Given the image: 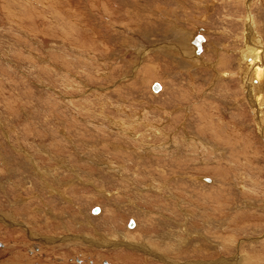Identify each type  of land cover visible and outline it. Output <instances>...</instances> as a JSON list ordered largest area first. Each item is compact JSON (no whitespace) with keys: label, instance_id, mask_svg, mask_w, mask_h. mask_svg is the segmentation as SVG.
<instances>
[{"label":"rangeland","instance_id":"obj_1","mask_svg":"<svg viewBox=\"0 0 264 264\" xmlns=\"http://www.w3.org/2000/svg\"><path fill=\"white\" fill-rule=\"evenodd\" d=\"M248 1L0 0V264H264V139L240 78L264 0ZM198 30L231 76L167 52Z\"/></svg>","mask_w":264,"mask_h":264},{"label":"bare ground","instance_id":"obj_2","mask_svg":"<svg viewBox=\"0 0 264 264\" xmlns=\"http://www.w3.org/2000/svg\"><path fill=\"white\" fill-rule=\"evenodd\" d=\"M247 7H248V11H247L248 13L245 16V33L243 32L244 33V39H245V47L241 50V53H240L241 54V57H240V67H241L240 68V70H241L240 71V76L241 77L240 78L242 80L243 93L246 94L244 99L248 102V104H249V106H250V108L252 110V113L255 116V119H256L255 121H256V124L258 126L261 138L264 139V45H263L262 39L257 35V33L255 31V24L256 23L254 22V17H253L252 12H251V3H248ZM158 8H160V6ZM208 8H209V11L213 10V3L212 4H208ZM159 12H157V13H159ZM177 27H178L177 23L176 22L175 23L172 22V24L167 27L168 28L167 30L170 31V30H172L174 28H177ZM179 30L182 32V29L180 27H179ZM199 30H200V28H199ZM199 30L196 31L195 33H193L192 35H188V36H184L183 35L181 42H178L177 44H174L173 46L165 47V48H167V52H174L175 54L181 56V60H184V61L187 62L188 66L186 65L187 67L186 66H184V67L188 68V71H190L192 68H196V67H200V66L207 67L208 69H210L214 73L213 74V76L215 78L214 82H216L217 79L231 76V73L229 71H219L217 69L218 63L221 62V60H222L221 57H218V56H220L219 53H218L219 50H216V53H215L217 61H209V62H207L204 59V56L200 55L202 50L204 48H206V45H204V42H203L205 40V38L203 36H202V38H200L201 35L199 33ZM167 45H171V44H167ZM167 45L164 44L163 46H159V47H163L164 48V46H167ZM205 50L207 51V49H205ZM145 52H147V51H145ZM143 55H145V54L142 53L141 57ZM177 59L179 60V58H177ZM180 65L182 66V64H180ZM214 82L212 83L211 87L207 91H209V90H211L213 88L212 86H214ZM158 84L160 85V83H158ZM160 89H161V85H160ZM100 90L102 91V88ZM159 90L158 91H154V92L157 93V92H159ZM185 108H186V110L189 109V107H185ZM170 114H171V112H170ZM119 130L124 131L122 129H119ZM127 130H128L127 132L129 134L135 135L129 129H127ZM170 143H173V141H170ZM146 147L151 148L152 145H148ZM23 152L26 155V157L29 159V162H32V164H34L33 166L35 167V170L41 173L40 175H41L43 181L45 182L44 176L45 177L49 176L51 174V170H42L41 168L38 167L37 161L34 160V158H32V154L30 152H28L25 149H24ZM30 160H32V161H30ZM61 164L65 165L63 160L61 161ZM102 164H103V166H107L110 171L113 170L115 172H118V174L121 177H123L122 176L123 175L122 174V170L118 166L114 167V166L111 165L112 163L110 164L107 161L106 162L103 161ZM102 164H100V166ZM65 166H67V165H65ZM72 170H73V168H72ZM74 170L79 175L78 177L81 178L79 172L76 169H74ZM74 170H73V172H74ZM204 179L205 178H203V180ZM69 183H71V182H69ZM241 185H243V184H241ZM47 186H48V191L50 192V194L59 193V195L62 196V198L64 200L71 201V197L67 193H65L64 190L58 189V188H54L50 183H47ZM147 187H149L148 189H153L154 188L156 190V192H159V193L162 192L160 185H159V188H157L155 185H152V184L148 185ZM101 189L103 190V192H106L107 195L111 194V193L107 192V190H105L103 188H101ZM183 209H184L183 211L187 214L188 211L185 208H183ZM98 211H99V207H98ZM19 224H20V222H19ZM136 224L137 223L135 222V220L132 219L130 224H129V226L132 228ZM182 228H184V231L189 233L190 237H192V233H190L188 231V229H187L185 224H183V226L180 227V229H182ZM29 233H31V232H29ZM198 235L202 236L203 238L205 237L202 233H198ZM34 236H35L36 239H39V240H41L43 242L46 241L48 244L49 243H53L54 245H56L55 243L64 242V241L67 240V238H62V239L58 240V238H55V237H52L53 239H51V238H49V236H45V237H39V236H36V235H34ZM68 238L71 241L72 240H82V241L85 242V244L88 243L89 245L97 246V247L98 246L99 247H101V246L102 247H110L111 246L110 248H112V245L113 246L115 245V244H111V243H110L111 245H109V244L106 245L103 241H98V240L91 239V238H78V237L70 238V236ZM122 244H124L125 246H127L129 248L131 247V248H136V249L142 250V252H144L147 255L146 257H151V256L153 257L154 256V257L160 258L161 260L168 261L166 258L162 257L161 255H157V253L152 251L151 248H149L145 244L142 245V244H137V243H133V242L127 241V242H122L121 244H116V245L118 246V245H122ZM168 263H169V261H168ZM170 263H172V264H210L208 262H203V261L182 262V263L181 262L180 263L179 262H177V263L170 262ZM216 263L217 264L218 263L219 264H240L239 261L235 260V258L225 260V258H222V257Z\"/></svg>","mask_w":264,"mask_h":264},{"label":"water","instance_id":"obj_3","mask_svg":"<svg viewBox=\"0 0 264 264\" xmlns=\"http://www.w3.org/2000/svg\"><path fill=\"white\" fill-rule=\"evenodd\" d=\"M200 38H202V36H200ZM160 89V85L157 83V82H155V83H153V85H152V90L153 91H158ZM206 180H209V179H207V178H205ZM98 211V207L97 206H95L93 209H92V212L93 213H96ZM130 222H131V220H130ZM130 224V223H129Z\"/></svg>","mask_w":264,"mask_h":264}]
</instances>
